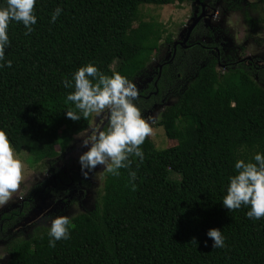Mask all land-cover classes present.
I'll return each instance as SVG.
<instances>
[{
	"label": "trees",
	"instance_id": "trees-1",
	"mask_svg": "<svg viewBox=\"0 0 264 264\" xmlns=\"http://www.w3.org/2000/svg\"><path fill=\"white\" fill-rule=\"evenodd\" d=\"M173 2L35 0L31 33L10 21L4 60L11 66L0 61V129L13 150L29 155L31 167H53L96 115H65L78 110L66 101L72 89L62 78L93 63L134 82L165 45L163 36L172 41L140 7ZM243 66L201 68L156 124L170 146L158 148L147 136L139 146L143 161L130 155L120 175L105 173L95 208L69 219L68 239L49 247L48 227H36L10 244L7 264H264V216L250 219L249 206L228 210L221 203L235 161L264 154V69L257 80ZM210 228L221 229L224 247L212 248Z\"/></svg>",
	"mask_w": 264,
	"mask_h": 264
},
{
	"label": "clouds",
	"instance_id": "clouds-1",
	"mask_svg": "<svg viewBox=\"0 0 264 264\" xmlns=\"http://www.w3.org/2000/svg\"><path fill=\"white\" fill-rule=\"evenodd\" d=\"M34 4L35 0H0V61H4L3 66H11L10 60H4V49L9 45V23L19 21L26 29L25 34L31 33V26L37 19L33 12ZM60 12V7L54 9L50 16L52 22ZM227 23L231 26V19ZM61 83L66 89H72L67 92L66 101L78 110L66 111L68 118L75 121L88 117L90 113L98 116L97 123L82 140V146L87 150L78 157L81 173L85 177L97 165L102 166V171L118 176L119 169L129 167L130 155L143 161L144 153L139 146L153 131L150 126L153 117H142L133 103L137 96L134 82L118 72L105 75L93 63H87L78 67L70 79L62 78ZM22 167V161L14 155L7 134L0 129V204L7 202L18 187ZM234 169L235 174L228 177L222 205L231 210L239 209L243 204L249 206L245 213L248 218H261L264 216V154L256 152L249 161L237 159ZM128 175L130 183L135 180V171L130 170ZM132 188H135L134 183ZM44 227H48L49 247H55L58 240L69 238V217L66 215L52 217L48 226ZM206 235L212 240V248L224 247L221 229L210 228ZM4 238L1 236L2 240ZM9 244L5 243L0 248L7 257Z\"/></svg>",
	"mask_w": 264,
	"mask_h": 264
},
{
	"label": "flooded vegetation",
	"instance_id": "flooded-vegetation-1",
	"mask_svg": "<svg viewBox=\"0 0 264 264\" xmlns=\"http://www.w3.org/2000/svg\"><path fill=\"white\" fill-rule=\"evenodd\" d=\"M248 3V0H189L187 4L190 14L186 23L177 30L176 35H172L170 43L163 42L165 45L160 48L157 57L147 65L144 74L134 81L137 96L133 103L142 117L146 119L153 117L152 122H157L163 111L179 102L180 95L184 92L183 87L196 78L200 69L208 63L216 64L218 70L226 71L244 65V69L258 80L259 72L264 69V59L248 54L231 58L235 52L239 56L240 50L223 36V34L230 35V29L226 26L227 19L230 16H241V19H245L247 23L245 32L242 25L243 33H247L246 39L255 41L253 40L254 25L257 20H252L249 7H246ZM96 118L97 114L94 116L91 128L97 123ZM91 128L75 139L78 144L76 148L71 145L64 154H60L61 156L55 159L53 167L49 165L48 170L53 172L54 178L50 190L36 186L35 193L31 196L9 201L0 208V239L1 236L9 237L12 230L22 233L33 232L39 225L48 224L52 217L62 213L65 208L71 210L69 204L75 209L89 204L92 200H98L106 172L102 171L101 165H97L85 177L78 162L79 155L87 150L82 146V140ZM99 171L103 179L96 185L94 195H91L89 189L93 188L91 178ZM42 176L45 177V174L43 173ZM41 192L50 193L43 198L46 202L41 200L42 197L37 196V193ZM68 217L71 219L73 216ZM3 242L1 239L0 243Z\"/></svg>",
	"mask_w": 264,
	"mask_h": 264
},
{
	"label": "rangeland",
	"instance_id": "rangeland-1",
	"mask_svg": "<svg viewBox=\"0 0 264 264\" xmlns=\"http://www.w3.org/2000/svg\"><path fill=\"white\" fill-rule=\"evenodd\" d=\"M249 5L246 7H249V13L250 16L253 17L252 20H257L256 24L254 25L255 33L253 40H247V33H243V26H244V32L247 28V23L244 21L245 19H241V16H230L229 19L232 21V25L229 26V24L226 21V26L228 29H230V35L223 34V36L231 41L233 46H236L237 49H239V56H237V52L233 53L231 58H239L241 55H252L256 58H262L264 59V0H248ZM189 0H183V2H179V0H174V2L170 6H155V5H149V6H141L140 12L141 14H145L146 12H150V15H153L158 18V20L163 24V28L167 30L166 36H172L176 35L177 30L186 23L187 18L190 14V8L188 6ZM242 13V12H241ZM147 19V18H146ZM148 20V19H147ZM243 25V26H242ZM136 26V25H135ZM249 27V26H248ZM165 35L163 36V39L160 42V45L165 41L164 40ZM247 43V44H246ZM241 46V48L239 47ZM242 52V53H241ZM229 54V53H228ZM226 54V55H228ZM231 55V54H230ZM115 68V65L113 66ZM161 118V115H160ZM96 121H98V116L96 118ZM158 123V122H157ZM150 126L152 127L153 131L151 135H149V139L154 141L155 145L158 148H167L170 146V143L166 137L165 130L162 127H157L156 124L151 123ZM82 136V134L80 135ZM80 136L75 137L78 138ZM72 142V147L76 148L77 142L76 140ZM14 152V155L22 161V171H21V179L18 183V187L15 191L12 192L9 200L5 203L0 204V208L4 207L5 204H7L9 201H15L18 199H25L29 196H31L33 193H35V187H43L46 189H51L52 182H53V173L49 172V165L46 167L45 165L38 164L35 167H31V162L29 161V155L26 154H18L17 152ZM66 151H62L61 154H64ZM28 157V161H27ZM67 158V156H66ZM65 158V160H67ZM57 166V165H55ZM43 173L45 174V177H43ZM101 171L95 172L93 174V177L91 178V186L94 188H89L91 191V195H94V190L96 191L95 187L98 185L99 181L101 182L102 174H100ZM41 189V188H40ZM50 193H37V196L40 198L42 197V201L46 202L45 198L46 196H49ZM93 197V196H92ZM99 199V197H98ZM92 200V198H90ZM89 200V201H90ZM88 201V202H89ZM98 201V200H97ZM97 201L92 200L89 204L83 205L82 207H77L75 209L72 208V205L69 204V208H65V210L62 213H59L57 216L60 215H66V216H76L79 213H85L95 207V204ZM96 202V203H95ZM46 225H48L46 223ZM40 227V226H39ZM27 237V233H22L21 231L17 232L15 230L11 231V235L8 237H5L4 239L8 238V240L3 239V243H1L2 246L0 248L4 247L5 243H12L15 241H18L20 239H24ZM1 240V239H0ZM10 245V244H9ZM3 260V261H2ZM9 261L8 257L4 255L2 250L0 251V264H7Z\"/></svg>",
	"mask_w": 264,
	"mask_h": 264
}]
</instances>
